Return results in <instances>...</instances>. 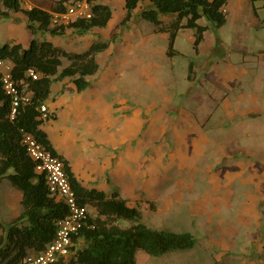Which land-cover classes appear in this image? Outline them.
<instances>
[{
    "label": "rangeland",
    "instance_id": "1",
    "mask_svg": "<svg viewBox=\"0 0 264 264\" xmlns=\"http://www.w3.org/2000/svg\"><path fill=\"white\" fill-rule=\"evenodd\" d=\"M148 4L149 0H141L122 26L124 0L112 1L113 16L101 30L116 25L117 37L110 41V49L122 52L105 61L98 54L99 69L88 78L93 87L110 84L108 98L118 104L121 115L156 139L151 145L156 149L152 164L158 174L162 172L159 178L166 176V185L171 179L176 189L170 211L137 202L141 221L190 231L197 241L190 250L162 256L139 249L136 264H264V26L235 31L232 17L221 27L202 17L210 42L202 39L195 49L192 29L181 28L174 40L179 53L169 56L168 34L156 32L153 23L140 15ZM259 13L264 17V8ZM11 18L0 16V43L34 37L26 25ZM161 18L163 23L172 20ZM40 34L36 36L46 39ZM55 38L69 49L75 37L68 30ZM97 40L106 39L100 35ZM235 44L248 47L246 64L231 66L236 58L229 51ZM204 59L207 66L199 65ZM190 61L194 70L188 79ZM146 181L142 178L148 190ZM10 189L17 191L9 179H1L0 216L5 223L13 218L16 198ZM146 190L138 191L143 199ZM250 194L258 201H250ZM7 195L12 199L9 203Z\"/></svg>",
    "mask_w": 264,
    "mask_h": 264
},
{
    "label": "trees",
    "instance_id": "2",
    "mask_svg": "<svg viewBox=\"0 0 264 264\" xmlns=\"http://www.w3.org/2000/svg\"><path fill=\"white\" fill-rule=\"evenodd\" d=\"M68 1L75 0H31L32 7L23 8L18 0H0V16L9 17L11 12H22L33 35L38 32L63 35L70 28L82 34L93 27L106 26L112 17L108 4L102 0H87L92 12L90 18L53 23V14L64 12ZM140 1L125 0L126 12L120 25L124 26L131 19ZM149 1L150 5L140 15L153 23L156 32L168 34L166 53L169 56L179 53L174 48L179 29L193 30V46L197 49L207 29V25L199 21L202 17L216 27L226 21L223 6L227 0ZM161 16H171L172 20L163 23ZM116 37L117 31L114 30L109 40L94 41L82 52L69 51L37 37H32L26 47L20 43L0 44V59L11 61V72L18 86L30 94L29 100L20 103L11 117L12 100L3 90L0 78V180L9 179L21 192L19 213L6 223L0 216V264H21L27 254L42 250L55 237L58 220L68 214L67 206L49 193L44 175L36 172L35 162L22 143L24 132L31 133L62 159L78 201L95 209L96 214L89 215L88 226L82 227L76 235L86 242V246L77 252L82 264H136L139 249L148 255L162 256L195 246L197 239L190 231L156 228L141 221L140 210L129 205L117 192L106 194L82 186L67 160L53 149L46 132L40 128L49 118H42L39 108L50 94L52 80L70 77L79 91L85 89L89 85L86 77L95 74L99 68L96 54L105 50ZM63 59L69 63L63 65ZM29 68L36 71L37 78L27 74ZM192 71L193 62L190 61L188 79ZM121 221L130 224L122 226Z\"/></svg>",
    "mask_w": 264,
    "mask_h": 264
},
{
    "label": "crops",
    "instance_id": "3",
    "mask_svg": "<svg viewBox=\"0 0 264 264\" xmlns=\"http://www.w3.org/2000/svg\"><path fill=\"white\" fill-rule=\"evenodd\" d=\"M112 1L102 0L101 2L110 6L113 16ZM257 1L261 3L257 4ZM259 8H264V0H227L223 6L226 14L225 23L232 17V22L235 23V26H233L235 31H246L249 27L259 29L264 26V17L259 13ZM9 17L18 21L19 24H24V26L27 23L26 16L22 12H11ZM110 20L111 18L108 20L106 26L93 27L82 34L77 33L71 28L67 29L65 33L71 30L75 37L69 49L55 38L62 35H51L48 32L38 33H41L40 35L42 37L55 45L69 51L82 52L94 42L97 36L102 35L103 38L109 40L110 34L114 30L118 31L116 25L110 30H101L107 28ZM102 31L104 32L102 33ZM34 37H37L36 34ZM203 37L204 43L210 42L208 40L207 30L204 32ZM190 38L193 39V35H190ZM30 40L28 38L16 39L12 43H20L26 47ZM111 47L112 44L110 43L105 50L96 54L97 63V57L101 54L103 61L110 55L117 54L118 56V54H121L122 51L119 52V48L110 49ZM248 50L247 46L241 47V45L235 44L229 51L236 58L235 63L230 62L231 66H234L238 62H241L242 65L246 64L248 60L245 59V56L250 52ZM118 60L116 58V61ZM205 61V59L202 60L199 62V65L207 66ZM68 63V60L63 59V65ZM111 64L113 65V63ZM207 64L214 66L213 63L207 62ZM241 70H245L243 66ZM235 72L237 73L238 71ZM89 76L86 77L89 85L81 91L76 88L70 77L52 80L50 94L44 101L48 109L49 118L44 120L45 122L40 125V128L46 132L53 149L62 158L67 160L74 177L82 186L94 188L106 194L117 192L132 206H136L137 202L143 201L145 202L144 205H147L152 210L158 208L170 211L173 199L172 194H174L176 189L170 183L171 179L168 185H166V176H162L165 180H162L161 177L159 178L162 172L158 174L157 168L152 164L153 160L155 161L156 149H151V145L156 139L151 138L150 132L144 134L140 129V125L133 124L129 117L124 115L126 117L124 118L121 115L120 110H118V104H115L114 101L108 98L111 91L109 89L110 84L102 82L98 86L93 87L88 78ZM133 117L138 119L136 115H133ZM233 140L236 141L235 138ZM230 141H232L231 138ZM198 142L199 140L197 138L193 144L197 145L199 144ZM234 162L240 167L241 162L238 159H235ZM231 165L233 166V164ZM164 168L166 169L167 167L164 166ZM144 177L147 179L144 183L149 185L148 190H146V185H142V178ZM261 178H264V175ZM252 187L256 189L257 186L253 185ZM142 188L147 191L144 199L138 193ZM9 191L11 193L14 192L16 197L13 201V208L11 209V216L15 217L21 210V192L13 189ZM6 200L9 203L12 199L7 195ZM251 200L258 201V197L255 194H250ZM215 201V198H213V202ZM14 203L18 204V208L15 207ZM86 205L89 215L94 216L96 214L95 209L88 204ZM126 223L128 225L130 224L126 221L120 222L122 226H128ZM76 235L73 237L71 250L73 256L77 257L78 250L84 248L86 242Z\"/></svg>",
    "mask_w": 264,
    "mask_h": 264
},
{
    "label": "built area",
    "instance_id": "4",
    "mask_svg": "<svg viewBox=\"0 0 264 264\" xmlns=\"http://www.w3.org/2000/svg\"><path fill=\"white\" fill-rule=\"evenodd\" d=\"M23 8H31L30 0H18ZM90 4L87 0H75L65 3L62 13L53 14L52 22L56 24L68 23L80 18L91 17ZM12 63L8 59H0V78L2 88L11 97L13 117L17 106L29 100L30 94L18 86L11 72ZM33 79L38 74L33 68L27 70ZM39 111L42 118L49 115L47 106L41 104ZM22 143L30 158L35 162V170L44 175L49 193L62 201L68 208V214L58 220L55 237L46 246L35 253H29L21 264H82L73 256V237L79 230L87 226L89 211L86 204L78 201L64 169V163L59 156L39 142L31 133L24 132Z\"/></svg>",
    "mask_w": 264,
    "mask_h": 264
}]
</instances>
